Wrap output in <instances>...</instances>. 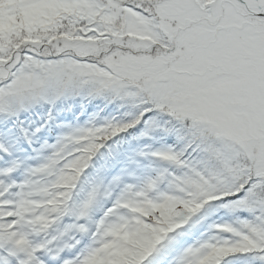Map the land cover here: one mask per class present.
<instances>
[{"label": "trees", "instance_id": "16d2710c", "mask_svg": "<svg viewBox=\"0 0 264 264\" xmlns=\"http://www.w3.org/2000/svg\"><path fill=\"white\" fill-rule=\"evenodd\" d=\"M46 1L0 0V56L15 51L0 65L1 255L16 254L14 247L19 245L13 241L15 224L8 225L3 220L6 217L3 210L11 203L8 183L18 178L19 166L27 157H34L36 148L50 151L47 163L40 169L45 182L25 183L31 189L33 212L40 213L32 215L37 229L33 235L41 239L40 244L52 237L53 244L59 245L75 235V231L84 232L82 224L101 210L125 177L149 176L144 203L148 198L151 200L137 209L152 213L162 209L179 192L176 176L186 177V184L191 185L193 180L210 178L211 171L206 169L213 168L216 175L223 173L228 185L232 174L229 170H241L228 165L251 167L243 164L245 159L232 157L229 152L224 154L223 142L211 145L194 123L189 125L188 120L167 110L152 94H147L151 92L137 88L135 93L132 91L137 90L135 86L125 90L112 84L106 87L107 82L95 80L93 72L91 75L78 72L80 64L91 62L89 66L99 67L100 61L90 57L91 50L86 56L80 55L79 49L68 42L70 35L81 34L82 41L87 34L85 29L91 25L108 27L119 35V26L130 12L162 23L161 10L170 0H55L45 5ZM78 4L80 12L71 13ZM258 32L264 33V27H258ZM123 38L113 37L112 43L120 44L98 48L97 58L102 54L111 58L116 53L117 59L123 53L118 47ZM64 61L66 69L57 67L49 75L28 78L23 72L31 68L43 75L42 71ZM97 69L100 78L103 71ZM20 78L23 83H19ZM179 182L184 185V180ZM256 182H259L256 175L245 177L241 191L235 190L237 182L232 187L219 186L214 197L178 213V218L163 224L151 249L144 251L134 264H172L187 245L189 255L196 249L199 253L206 237L211 246L231 242L213 264H264V246L258 241L261 238L256 239V244L243 239L236 243L235 235L238 226L252 225L264 212L259 202L245 198L249 188L260 195L262 183L257 187ZM45 187L49 192H43ZM158 191L163 192L162 196L153 199ZM40 194L48 200L40 203L37 197ZM142 212L136 218L138 223ZM253 228L261 230L259 225ZM117 239L123 240L124 235ZM196 263L197 257L191 264ZM103 264L114 262L109 258Z\"/></svg>", "mask_w": 264, "mask_h": 264}, {"label": "rangeland", "instance_id": "374dc122", "mask_svg": "<svg viewBox=\"0 0 264 264\" xmlns=\"http://www.w3.org/2000/svg\"><path fill=\"white\" fill-rule=\"evenodd\" d=\"M224 1L170 0L164 3L161 10L162 23L158 24V20L130 12L119 26L121 29L119 35L108 27L93 28V25L85 29L87 34H84L85 38L82 37L84 41L80 39L81 34L70 35L68 42L79 49L80 55L86 56L91 50L88 53L90 57L97 62L100 61L99 67L89 66L91 62H86L87 65L80 64L78 72H86L88 75L93 72L92 74L98 77L97 68H100L103 73L95 80L106 81L107 83H104L106 87L112 84L116 88L125 90L133 89L131 87L135 86V89L151 92L147 94H152L157 102L160 100L159 103L167 110L188 120L189 125L194 123L198 131L210 140L211 145L214 143L220 145L223 142L224 154L229 152L232 157L245 159L243 164L251 166L243 169V165H228L229 168L241 169L229 170L232 174H229L231 179L228 185L223 180V173L216 175L213 168L206 169L207 172L211 171L210 178L193 180L191 185L186 184V177L183 179L181 175L176 176L175 186L179 192L171 196L170 202L162 209H156L152 213L139 212L137 209L151 200L148 198L144 203L147 198L149 177L144 175L137 179L124 178L120 189L113 193L109 203L104 205L99 214V225L102 221L105 222L102 229L97 233L92 231L91 236L96 233L93 240L98 249L95 250L93 247L85 249L84 256L75 264H89L85 261L87 258L98 259L94 257L97 252L103 260L110 258L114 264L136 263L144 251L151 249L152 242L162 232L163 224L178 218V213L189 211L201 201L214 197L212 195H215L214 191L218 190L219 186L232 187L230 185L237 182L235 190H244L245 177L256 175L262 183L260 195L254 193L255 189L249 188L245 191V198L259 202L264 210V62L259 59L264 61V40L263 42L258 40L251 29L239 27L240 24L247 22L233 10V7L239 9V0H235L238 7L223 4ZM246 1L256 12L254 19L257 21L258 13L264 14V0ZM53 2L55 0H47L45 5H51ZM213 5L219 7L218 12L214 10ZM80 9L81 4H78L71 13L77 11L78 14ZM260 22L261 24L258 22L256 24L262 25V21ZM105 37L106 40L98 39ZM113 37H124L121 45L118 46L123 53L121 52L117 59L114 58L116 53L111 55V58L109 54H102L98 59L97 49L110 45ZM39 44H42L41 40ZM14 53L15 51L12 50L9 56ZM9 56L7 54L0 56V65L4 64ZM55 65L57 66L42 71L43 75L33 72L31 68L30 71L24 69L23 72L28 78H35L49 75L60 66L67 68L65 61ZM23 81V78L19 79V83ZM6 84L7 79L4 83L5 87ZM105 86L104 88L107 89ZM132 91L138 93V89ZM248 124L253 126L250 133L246 132ZM41 162L42 157H33L29 164L33 167L30 172L35 174L34 168ZM192 172L195 175L197 171ZM258 176L262 179L260 180ZM22 180L23 178L19 177V181ZM179 180H184V185L180 184ZM259 182L254 184L258 187ZM25 193L20 196L19 205L14 203V213L10 216L20 226L22 235L32 230V225L26 223L25 208L28 202L25 203ZM162 193L155 192L153 199H158ZM115 204L120 206L113 209ZM141 212L142 219L138 223L136 218ZM255 219L257 220L252 225H244L246 228L242 225L238 226V233L235 234L238 237L236 243L239 239H243L250 243L253 241L254 244L260 241V246H264V212L262 217ZM258 225L261 230H254L253 227ZM122 234L124 239H117V235ZM257 238L261 239L256 241ZM48 240L49 238H46V241ZM228 243L231 242L225 241L222 245L215 243L211 246L212 243L206 237L199 253L194 250L186 256V251L189 250L186 247L178 253L173 264H191L196 257L198 258L196 264H213L212 262L221 255V251ZM102 245L112 249L107 250L108 255H103V250L100 249ZM77 252L75 250L70 258H74ZM39 261L36 260L33 264H40ZM65 261L66 259L63 258L51 264H65ZM19 262L18 260L16 263Z\"/></svg>", "mask_w": 264, "mask_h": 264}]
</instances>
